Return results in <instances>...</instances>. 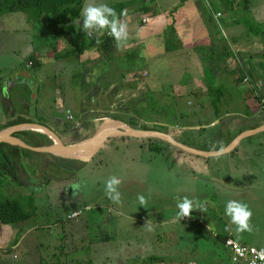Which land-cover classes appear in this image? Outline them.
<instances>
[{
  "label": "rangeland",
  "instance_id": "obj_1",
  "mask_svg": "<svg viewBox=\"0 0 264 264\" xmlns=\"http://www.w3.org/2000/svg\"><path fill=\"white\" fill-rule=\"evenodd\" d=\"M176 1L179 0H84L81 16L75 20V30L69 38L61 36V28L49 24L51 20L48 13H44L38 21H33L35 11L31 15L24 12L1 14L0 88L5 93L1 98L0 91V123L7 116V107L10 111L21 107L16 102L17 94H11L13 84L7 85L5 80L20 67L19 62L25 61L28 56L25 52L33 45L34 53L43 52L39 56H43L40 66L29 69V74L40 90L34 102L47 104L41 116L65 136L72 132L83 140L87 139L85 136L89 138V134L94 133V124L102 126L109 121L107 118L97 121L98 116L109 111L118 113V107L127 102L132 105V108L127 109H139L140 115L150 120L149 125L159 122L168 130L165 132L176 136L178 140H190L196 146L208 148L213 142L208 135L209 127L202 128L200 125L202 103L210 106L211 98L207 90L202 91V87L197 84L194 88L195 84L190 82L196 79L202 82L205 73L208 79H216L219 83L229 81L225 91L231 89L227 98L231 97L236 106L241 105L238 101L242 95L240 91H245L249 85L248 81L237 83L230 79V73L216 74L214 69L217 65L208 64L206 69L203 67V74L200 69L194 73L198 68L189 61L173 57L170 51L165 55V29L156 28L150 34L149 42L142 30L153 28L156 16L144 13L141 6L153 4L162 11V7L167 8ZM253 2L264 7V0ZM118 3H125V11L129 16L127 22L124 21L121 28H118L127 34L131 28L125 32L124 26L130 24L131 27L134 21L137 39L140 40L128 51L136 57H125L122 60H125L127 67L129 64L136 65L139 72L136 78L133 72L119 78L116 70L118 66L114 64L111 71L118 73L103 74L98 87L95 88L92 83L84 88L79 87L74 74L88 71L89 67L84 60L80 62L79 59L78 62L75 56L55 59L50 53L44 55V43L50 44L49 48H56L59 53L65 52L66 48L82 46L93 28L98 31L105 29L104 21L117 12L113 6ZM144 15H148L147 22L142 21ZM215 16L220 18L221 15L217 16L216 13ZM225 19L224 15L221 20ZM184 24L189 23L186 21ZM188 27L190 32L193 30V34L202 30V14L194 26L189 24ZM44 34L46 37L43 39ZM197 46L195 44L194 49ZM181 48H184L183 44ZM118 51L116 55L121 52L124 56L127 54L123 46ZM88 53V59L95 58ZM191 53L194 62L201 60L196 50L185 49L181 54L189 56ZM173 54L176 55L175 52ZM258 57L261 58V53L253 56L248 51L245 55L248 65L254 71L262 66ZM104 61L105 58L102 59ZM209 61L212 62V58ZM102 62L93 65L88 63L99 66ZM185 63H190L192 69L183 68ZM96 70L89 75L86 73V78L93 81ZM79 78L81 81L82 73ZM109 80L112 83L117 80L120 87L117 94H113L112 88L106 87ZM189 83L193 84L192 89L186 88ZM43 94L45 97L42 98ZM136 97H139L136 99L139 102L137 106L132 104ZM206 111L210 112V108L207 107ZM221 113L226 114L222 110ZM227 119L228 123L233 120L231 117ZM195 125L199 126L195 128ZM262 135L244 140L239 146L243 148L233 157L214 158L210 162L209 171L204 170L202 176L196 179L192 173L197 172L194 168L199 167L191 162L180 163L175 150L185 152V155L189 152L174 146L161 151L150 150L149 141L160 139L156 137L113 136L109 139L110 143H105L86 162L77 159L52 160L48 166L53 169L51 175L45 176L47 168L45 174L31 168L29 171L33 178L30 180V176L27 177L18 164L24 184L19 185L9 177L5 180L0 174V197L21 199L27 210L35 212L28 220L9 224L10 240L7 247L0 250V264H56L60 261L76 264L77 261L88 260H93L95 264H120L119 261H125L122 264H148V258L155 254L164 256L163 261L169 264H191L193 261L199 264H236L231 259L230 249L216 234L222 236L226 231L229 233L230 230H236L243 233L239 236L242 242L264 246V188L255 182L264 169ZM261 140L263 142L259 143ZM47 160L42 159L41 165ZM45 179L46 185L38 191ZM67 185L69 187L66 190L64 188ZM233 187L236 190L233 191ZM33 191L32 196L23 197ZM196 201L198 206H194ZM30 202H34L37 208ZM75 211H79V215L71 218ZM15 238L19 240L18 245L9 247L15 244ZM14 254L17 258H13Z\"/></svg>",
  "mask_w": 264,
  "mask_h": 264
},
{
  "label": "trees",
  "instance_id": "obj_2",
  "mask_svg": "<svg viewBox=\"0 0 264 264\" xmlns=\"http://www.w3.org/2000/svg\"><path fill=\"white\" fill-rule=\"evenodd\" d=\"M184 1L185 0H180L177 5H175L171 9L166 10L168 15V23L165 27V33L167 37L166 51H173L181 48L182 46V42L179 39L180 37L178 36L179 33L176 29L177 28L176 22L178 20V17L177 15H175V13L183 6ZM216 1H218L219 3H216ZM252 1L253 0H198L199 2L198 7L204 19V23L206 27L209 29L210 36H212L213 39L214 38L218 39V41L220 42V44L218 42L217 45L221 47L222 51L216 60H219L220 56H222L224 60H228V58L231 57L236 60V55H234L235 52L232 49V47L229 45V42L226 39V36L224 35V30L222 28L223 26L225 27V23H223L224 21L221 20L224 17V15L225 18L229 20L230 26L237 24L244 26L246 33L245 35L248 38V40L257 37L260 38L262 41H264V21H259L255 19L253 15L250 13L249 9L252 5ZM83 7H84V0H0V15L6 13H12V12H24L31 15V13L35 11L36 13L34 12V14H36V17L33 18L34 19L33 21H38L41 19V16L44 13H48L49 18L51 20V23L49 24L59 29L61 28L62 29V30L60 29L61 36L65 38H69L70 36H73L75 30L74 27L75 20L81 16ZM113 7L116 9L117 12H115V14H113L112 17L107 18L104 21L105 23L104 30L98 31L96 28H93L92 34L89 35L87 41L84 42L82 46L66 48L67 50L65 52L63 51L62 53H59V51H57L54 56V58L56 59L75 56L77 57L78 60L79 59H81V61L84 60L85 65L89 67L88 71L87 70L84 72L78 71L75 72L74 74L76 78V85H78L79 87L84 88L86 86H89L90 83H92L95 88L98 87L102 75L106 73L114 74L115 72L116 73L119 72L118 73L119 78H121L126 76V74L129 72H133V74L135 75L134 78H136L137 76L136 74L139 72L138 70H136V65L129 64V67H127L125 60H122L125 57L128 58L136 57L135 54H133L132 52L128 53V51L132 47L127 49V54L125 56L123 54L116 55L117 53H119L118 49L116 48L117 47L116 35L107 34L109 29H112L114 27H120V25H122L124 21L127 22L128 14L125 11V7H126L125 3H118ZM141 9L143 10L144 13H150L151 16H157V14L161 12V9H159L158 6L156 8V6L153 4L142 5ZM219 9L223 11L224 15H222L219 19L218 18L216 19L215 13H218L217 10ZM144 17H148V15H144L142 17V21ZM120 28L119 30L121 33L122 30ZM74 35L76 37V33ZM233 39L236 41L238 40V37L234 36ZM213 45H214V40L211 46ZM93 48H96V50H94L96 54L94 59L90 60L88 58H82L85 50L87 49L93 50ZM205 48L206 47H203L202 45H198L195 49L200 54L201 60H202V49ZM205 53L211 55L213 54V51L211 49L210 53H208V51H205ZM261 57L264 58V52L261 54ZM28 58L30 61L33 62L32 68L40 66V64L42 63L40 59L37 57L36 53L34 52L31 53ZM104 58L106 59V61L102 62V59ZM88 62L92 63L91 65L96 64L97 62H102V65L91 66ZM114 64L118 66V68L116 69L118 70V72L115 70L111 71V68L113 67ZM260 64H262V66L257 68L264 69V61H260ZM124 65H125L126 73L123 72ZM251 67L249 65H247L246 67L241 65L239 66L238 64L237 67H234L233 70L230 71L233 72V74L230 75L234 77L233 80L236 81L237 83L240 82L245 83L244 78L248 77L249 86L247 87V89H245V92L248 94V96L249 95L254 96L260 102V104L264 106V89L262 88L261 85L258 84V81H261L260 78L263 75L257 73V69H255L254 71ZM93 70H96L97 72L93 74L94 76L93 81H90V79L86 78L85 74L88 73L89 75L93 72ZM81 73L83 75V78L80 81L79 77ZM22 79L28 80L25 77H22ZM207 80H208L207 92L210 95L211 103L215 109L216 115L220 117L222 115L221 104L224 99L225 93L230 92L231 89L227 91H223L222 88H220V86L216 85V82H214L215 79L213 80L207 78ZM111 81L112 80H109L105 84L107 88L111 86L112 84ZM118 86L119 85L117 84L114 85V87L112 88L113 94H117L119 92L120 87ZM96 90L99 91V88H97ZM0 91L2 92V88H0ZM31 95H32V90L25 91L24 96L26 97L27 100H31ZM134 101L135 102L132 104L137 106L139 102H136V100ZM131 106H132L131 103L126 102L125 104L120 105L118 107L120 108L119 109L120 111L118 113H114L115 111H109L106 114L109 115V117L111 118L124 120L134 127L168 131L165 130L166 128H163L160 124H158L159 122L158 123L154 122L153 125H149L148 122L150 120L144 119L140 115L139 109H137L136 107L134 108V110L127 109L129 107L132 108ZM7 109H8L7 120L4 123L0 124V131L17 124L38 123V124L46 125L57 132L56 130L57 128L52 127L45 120H42L41 119L42 117H39L38 119L32 117V114L28 106L26 108L24 107V110L21 107H19L18 110H12V111L9 110V107H7ZM91 121L92 120H90V122ZM88 124H89L88 121H86V125ZM242 130L243 129H240V132ZM94 132H96V130ZM235 133L230 132L228 136L225 137L221 143L215 144L212 142V144L209 145L208 148L210 150H216L226 146L233 140V138L236 135ZM12 135L23 139L25 142H27L32 146H43L53 143V140L49 137V135L33 129H23V130L15 131L12 133ZM124 137L128 138L131 136H124ZM183 142L196 147V145H194L190 140H183ZM168 146H172V145L161 139H152L149 141L150 150L161 151L163 148H166ZM197 148L202 149V146ZM45 154H49V153L37 152L32 149L20 147L18 145H13L7 142H0V174L5 177L4 178L5 180L6 177H9L10 179L18 182L19 185H22L24 184V182L22 181V178L18 170V163L22 160V158H25L28 161V162L26 161L27 164L25 163L21 164L22 167L25 169V171H27L29 168L30 169L33 168L35 170L39 169L38 166H39V162L41 161L40 155H45ZM64 160L68 161L71 159L64 158ZM28 172L30 175H32L31 171ZM34 191L29 196L23 195V197L28 198L32 196ZM17 192L19 191L17 190ZM30 203L37 208V205L33 204L34 202H30ZM34 212L35 210H31V211L27 210V207L24 206L21 199L0 197V222L4 224H17L19 222L28 220L33 216ZM75 212H78L77 215H79V211H75ZM73 214L71 215V218L77 216ZM219 238L224 243L226 235H222V236L219 235ZM17 240L18 238L15 239L14 242H16ZM164 259H165L164 256L155 254V255H151L147 261L148 264H154L156 262L163 261ZM56 264H68V261L65 262L60 261ZM76 264H95V263L93 262V260H88V261H77Z\"/></svg>",
  "mask_w": 264,
  "mask_h": 264
},
{
  "label": "crops",
  "instance_id": "obj_3",
  "mask_svg": "<svg viewBox=\"0 0 264 264\" xmlns=\"http://www.w3.org/2000/svg\"><path fill=\"white\" fill-rule=\"evenodd\" d=\"M179 1H176V2L168 5L167 8L171 9V7L177 5L179 3ZM253 1H252V5H251V7L249 9L250 13L253 15V17L255 19H257L259 21H264V10H263L264 7H261V5H258V4H254ZM261 1H263V0H261ZM199 2H198V0H185L184 3H183V6L175 13V15H177V17H178V20L176 22V26H177V28L179 30V37L183 39L181 42H182L184 48H179V49H177V51H173V52L170 51V53L173 55V57H175L177 59L180 58V60L189 61L194 67L198 68V69L193 71L194 73H198V71L200 69L202 74H203V72H205V70H203V67L206 69V67H208L209 65H211V66L217 65L218 67H215V69H214V72L216 74L217 73H230V74H233V72H230V71L233 70L234 67H237L238 64H239V66L241 65V66H245V67L248 65V62L246 61V58H245V55H247L248 51H251V55H253V56H255V54H257V53H261L262 54L264 52V41H262L260 38H257V37L248 40V38L245 35L246 33H245V28H244L243 25L237 24V25L230 26L229 20L225 19L224 22H223V23H225V27L223 26L222 28L224 30V35L226 36V39L229 42V45L232 47V49L235 52L234 55H236V60L233 59L232 57L228 58V60H224L223 57L220 56L219 61H220V64H222V65H220L219 62L216 60L217 57L221 54V51H222L221 47L217 45L219 41H218V39H216V38L213 39L212 36H210L209 29L206 27L203 17H202V30H200L196 34H193V30H191V32L189 31V27H188L189 24H191V27H192V26H194L196 21L199 19V15H200L199 7H198V3ZM216 3H219V2L216 1ZM167 8L162 7V11L157 14L156 21H154L155 25L153 26V28L151 27V29H147V30L144 29V31L141 29L142 32H144L143 35L148 36V40L151 37L150 34L156 28L165 29V27H166V25L168 23V15H167V12H166ZM257 8L259 10H257L255 12V9H257ZM217 11L218 12H222L221 9H219ZM222 15H224L223 12H222ZM128 17L129 16H127V18ZM215 18H216V16H215ZM131 21H133V20H131ZM186 21H188L189 24L185 25L184 23ZM133 22H131V27H130V24H128V26L127 25L124 26L125 27V30H124L125 32L129 28H131L129 33H128V31H127V34L126 33L124 34L123 32H121L117 36L118 38H116V45H117L116 48L118 50L122 46L125 49H129V48L135 46L137 43H139V42H137V41H140V40L137 39L136 25ZM181 27H183V29ZM138 29H140V28L138 27ZM145 31H148V32L146 33ZM130 32L132 34H134V35L131 36ZM234 36H237L238 40L235 41L233 39ZM45 37H46V34L43 35V39ZM60 39L62 40V38H60ZM61 40H59V41H61ZM213 40H214V45L211 46ZM149 42H150V40H149ZM44 44H45L44 47L46 49L45 52H44V55L50 53L51 56L54 57L55 54H56V48L51 50L49 48L50 44H48V43H44ZM195 44L196 45H202L203 47H206L205 49H202V60H197V62H194V55L192 53L189 54V56L185 55V54H184L185 56H183L181 54L183 52V50L185 51V49L186 50H188V49L195 50L194 49L195 48ZM219 44H220V42H219ZM61 45H62V43H61ZM56 47H57V45H56ZM76 47H77V45H76ZM211 49L213 51V54L209 55V54L205 53V51H208V53H210ZM252 49H255V50H252ZM88 51H89V53H88ZM88 51L84 52L82 58H87V56H88L87 53L89 55L92 54V56H96L94 50L89 49ZM33 52H35L34 46L30 45L28 47V50L25 52V55H28L24 59L25 61L23 63L19 62L20 67L18 69H16V70L11 72V74L8 76V78H6L5 83L7 85L8 84L9 85L13 84L14 87L12 88L11 94L13 92H15L17 94V98L16 99H18V101H16V102H17L18 106H21V108L23 110H24V107L26 108L28 106V108L30 109V112L32 114V117H34L35 119H38L39 117H42L41 115H42L43 110H44L43 108H45L47 106V104L44 103V102L41 103V104H38V103L36 104L34 102L36 97L38 98V96L40 95V90L36 86V83L33 81L31 76H25L24 75L26 72L30 73L29 69L32 67L33 62L30 61L28 57ZM174 52L176 53V55L173 54ZM166 53L168 54L169 52L166 51L164 54L166 55ZM120 54H122V53H120ZM36 55H37V57L39 59H41L43 56H41V57H39V56L43 55V52L42 51H38V52H36ZM199 57L201 58V56H199ZM211 58H212V62L209 61V59H211ZM76 59H77V57H76ZM258 60L264 61V58L263 57H261V58L258 57ZM80 61H81V59H80ZM78 62H79V60H78ZM258 62H260V61H258ZM190 63L189 64H186V63L183 64L182 65L183 68L192 69ZM256 69H257V73H260V74L263 75L260 78L261 81H258V84L261 85L262 88L264 89V69H261V68H256ZM123 72L126 73L125 65H124V68H123ZM22 77H25L28 80L22 79ZM233 78H234L233 76L230 77V79H233ZM119 82H120V79H119ZM214 82H216V85L220 86V88H222V90L225 91L226 90L225 85L229 81H225V82L221 81L219 83V81H217L215 79ZM244 82H246V81H244ZM190 83L195 84L194 88L196 87V84H197V86L202 87V91H205V90L208 89V80H207L206 73H205V76L202 77V82H198V80L196 79L195 82L191 81ZM190 83H189V86H187L186 88H191V86L193 84L190 85ZM115 84L116 85L118 84L117 80L114 81V83L111 84L110 88H113ZM3 87H4V85H3ZM181 89L183 90L184 88H181ZM26 90H28V91L32 90L31 100H27L26 97L24 96ZM240 92H242L241 93L242 95L240 96L238 101H240L241 105L237 104V106H236V102H232L231 101V97L227 98V95L229 94V92L225 93L224 99L222 101L224 104L223 105L221 104V108H222V111H224L226 114H222L221 113L222 115L220 117H218L215 114V109H214L212 103L210 104V106L207 103L206 104L202 103V125H200V126H202V128L209 127V130H208L209 134L208 135H210L212 137L213 143H215V144L221 143L223 141V139L225 137H227L230 132H234V133L237 132V133H235L236 134L235 137H236L241 132H243V131H245L247 129L255 128V127H257V126H259V125L264 123V108H263L264 106L261 105L260 102L254 96H251V95L248 96V94L245 91H243V90H241ZM4 93H5V90H3V88H2L1 98H3L2 96L4 95ZM244 93H246V94H244ZM43 97H45L44 94L42 95V98ZM136 99H139V97H136L134 100H136ZM26 101H31L32 103H27ZM210 102H211V100H210ZM72 105H74V104H72ZM233 105H235V107ZM38 107H40V109ZM207 107L210 108V112L206 111ZM231 107L233 109H231ZM22 109H21V111H22ZM69 111L72 112L73 110H69ZM106 115L107 114H103L102 116H98L96 118V120L97 121L104 120V119H106ZM206 117H209V119H207ZM228 117H231L233 119L231 121V123L229 122L230 124L226 121V120H228L227 119ZM222 118L224 120H223V124L221 126L220 122H221ZM41 119L48 121V119H46L44 117H42ZM52 119H53V117H52ZM6 120H7V116H6L5 120L2 123H4ZM53 120L56 121L55 119H53ZM189 121H191V120H189ZM193 121H195V120H193ZM2 123H0V124H2ZM94 125L97 126V123L94 124ZM102 126H97L96 132H94L93 134L90 133L89 137H91V135H94L95 133H97L99 131V129H101ZM195 126H196L195 128H197L199 125L198 126L195 125ZM240 129H243V130L240 132ZM66 132H67V130H66ZM57 133H59L62 136L61 138L67 144L83 140V138L81 139V138L73 135L74 133H72V132H70L69 136H65L64 133L60 132L59 130H57ZM261 133L263 134L262 136H264V131L258 132L257 134H253V135L247 136V137L243 138L239 142V144L232 151H230L228 153H225V154L218 155V156H214V157H204V156H199V155H196V154L189 155L190 153H186L187 155H185V152L184 153L177 152L176 150H175V153H176L180 163H188V164H190V162H191L194 166H198L199 167V168H194V169L197 170V172L192 169L194 171L192 173V176L194 177V179H196L197 177H201L202 176V172L204 170H205V172L209 171L210 162L212 160H214V158L215 159L216 158H221L220 156H232L233 157V155L236 152H238L239 150H241L243 148V147H239V146L243 143L244 140H246V139H248L250 137H253V136H257V135H259ZM64 137L70 138L71 140L67 141V140H65ZM85 138H88V136L87 137L85 136ZM262 142H263V140L259 141V143H262ZM108 143H110L109 140L106 142V144H108ZM196 147H200V146H196ZM221 148H223V147H221ZM202 149L210 150L209 148H207V146H203V145H202ZM246 153H247V151H246ZM227 154H231V155H227ZM64 158H69V157H64V156H60L58 154H53V153L40 155V159L41 160L42 159H44V160L48 159V160L45 161L44 164H46V166H44V167H43L44 164L41 165L42 161L39 162V166H38V167H40L39 170H41L44 173L45 169L47 168L48 169V170H46L47 173L46 174L44 173L45 176L47 174L51 175V173L53 172V169L52 168H48V166H49V164L52 163V160H58L59 161V160H62ZM69 159H71V160H74V159L84 160L86 162V160H89L90 158H88V159L69 158ZM26 161H27V159L22 158V160L18 164L24 170V172L26 173V176L27 177L30 176L29 177V180H30L31 178H33L32 177L33 174L31 173L32 175H30L29 172H28L30 168L27 171H25V169L21 165L22 163L27 164L28 161L27 162ZM254 165H256V164H254ZM260 172H261V174H259V176H258V178H256L255 182H257L260 187L264 188V169L261 170ZM46 181L47 180L45 179V181L42 182L41 185H39L38 191L40 189H43L44 185H46ZM239 186H241V185H239ZM67 187H69V186L67 185L64 189L67 190ZM33 190H35V189L33 188ZM234 190H236L235 187H233V191ZM35 191H37V190H35ZM198 205L199 204L196 201V203H194V206H198ZM187 219H189V216H188ZM8 226H9V224H4V223L0 222V250L5 249L7 247V245H8L7 242L10 240L9 235H10L11 227H8ZM6 235H7V237H6ZM221 235H223V234H221ZM225 235L226 236H232L236 240H238L239 242L246 244L245 242H242L241 240H239V236L243 235V233H240L239 231L230 230L229 233L226 231ZM216 236L219 238V235L216 234ZM15 239H17V238H15ZM18 243H19V240H17L13 246L9 245V247H12V248L16 247L18 245ZM13 258H17L16 254L13 255ZM122 260H124V258ZM124 262L125 261H119L120 264H122ZM189 263L190 262H187L186 264H189ZM154 264H169V263L167 261L166 262L165 261H160V262H156ZM171 264H174V263H171ZM197 264H199V263H197Z\"/></svg>",
  "mask_w": 264,
  "mask_h": 264
},
{
  "label": "water",
  "instance_id": "obj_4",
  "mask_svg": "<svg viewBox=\"0 0 264 264\" xmlns=\"http://www.w3.org/2000/svg\"><path fill=\"white\" fill-rule=\"evenodd\" d=\"M24 75L31 76L28 72H26ZM106 118L109 119V121L103 124L97 133L85 140L70 144L65 143L60 135L50 127L38 123H22L4 129L0 131V142H7L20 147L32 149L34 151L53 153L69 158L88 159L97 154L102 146L113 136H131L141 138L156 137L189 153L204 157H214L232 151L243 138L264 131L263 123L255 128L247 129L241 132L228 145L221 149L204 150L186 144L183 141L178 140L174 135L159 129H144L134 127L124 120L114 119L109 117V115H106ZM33 127H39L48 131V133L51 135L50 138L53 140V143L43 146H32L23 139L12 135V133L15 131L32 129Z\"/></svg>",
  "mask_w": 264,
  "mask_h": 264
},
{
  "label": "built area",
  "instance_id": "obj_5",
  "mask_svg": "<svg viewBox=\"0 0 264 264\" xmlns=\"http://www.w3.org/2000/svg\"><path fill=\"white\" fill-rule=\"evenodd\" d=\"M222 15L221 12L217 13V16ZM148 17L143 18V22H147ZM120 33L118 27H114L109 29L108 35H117ZM92 32L89 33L91 35ZM244 81H248V77L244 78ZM72 118V115H69ZM78 212H74L73 215H77ZM224 245L230 249L232 260L236 264H264V246H252L248 244H244L236 240L232 236H226ZM191 264H197V262H192Z\"/></svg>",
  "mask_w": 264,
  "mask_h": 264
},
{
  "label": "bare ground",
  "instance_id": "obj_6",
  "mask_svg": "<svg viewBox=\"0 0 264 264\" xmlns=\"http://www.w3.org/2000/svg\"><path fill=\"white\" fill-rule=\"evenodd\" d=\"M96 127H97V126L94 125V126L92 127V130L95 131V130L97 129ZM32 129H34V130H36V131H40V132H42V133H45V134L49 135V137L51 136V135L48 133V131H46L45 129H42V128H39V127H33Z\"/></svg>",
  "mask_w": 264,
  "mask_h": 264
},
{
  "label": "clouds",
  "instance_id": "obj_7",
  "mask_svg": "<svg viewBox=\"0 0 264 264\" xmlns=\"http://www.w3.org/2000/svg\"><path fill=\"white\" fill-rule=\"evenodd\" d=\"M222 13V12H221ZM92 32V31H91Z\"/></svg>",
  "mask_w": 264,
  "mask_h": 264
}]
</instances>
